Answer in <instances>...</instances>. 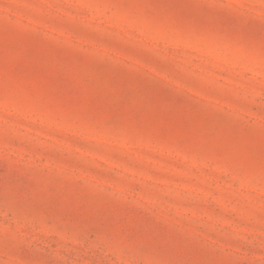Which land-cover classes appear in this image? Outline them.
<instances>
[{"label": "rangeland", "instance_id": "1", "mask_svg": "<svg viewBox=\"0 0 264 264\" xmlns=\"http://www.w3.org/2000/svg\"><path fill=\"white\" fill-rule=\"evenodd\" d=\"M0 264H264V0H0Z\"/></svg>", "mask_w": 264, "mask_h": 264}]
</instances>
